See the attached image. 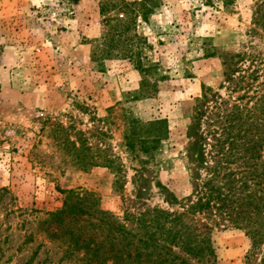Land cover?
Instances as JSON below:
<instances>
[{
	"label": "rangeland",
	"instance_id": "obj_1",
	"mask_svg": "<svg viewBox=\"0 0 264 264\" xmlns=\"http://www.w3.org/2000/svg\"><path fill=\"white\" fill-rule=\"evenodd\" d=\"M140 1L0 0V264H97L58 225L49 235L41 224L63 190L92 193L119 219L146 207L181 211L172 197L196 200L215 171L222 185L223 173L240 178L257 162L219 150L215 124L224 108L245 105L264 139V107L255 104L261 96L264 104L263 67L246 77L250 58L237 57H264V32L250 31L256 0H155L146 16L136 13ZM158 119L168 136L141 162L139 145L137 157L126 146L130 124ZM193 219L210 229L215 256L187 264H263L264 244L217 204Z\"/></svg>",
	"mask_w": 264,
	"mask_h": 264
},
{
	"label": "trees",
	"instance_id": "obj_2",
	"mask_svg": "<svg viewBox=\"0 0 264 264\" xmlns=\"http://www.w3.org/2000/svg\"><path fill=\"white\" fill-rule=\"evenodd\" d=\"M154 2L155 0L138 2L137 15L146 16L156 4ZM103 8L102 6L101 12L104 13ZM250 31L253 34L264 32V0L255 1ZM106 36L104 42L99 43L102 52H107L106 47L102 48L103 45H107ZM237 57L250 58L247 65L249 70L245 69L248 73L246 77L254 73L253 78H256L261 66L264 78V57L247 51L237 53ZM137 65L144 74L149 71V66L145 67L138 62ZM232 71L234 69L231 67L230 72L226 73L228 83L232 80ZM259 98L255 104L259 105V111H262L263 96ZM254 115V110L247 109L245 105H232L230 109L224 108L217 114L220 119H216L215 123L218 124L216 132H219V136L216 142L219 150L226 148L225 155L228 158L242 152L241 157L244 161L249 154V157L257 161L251 166L252 170L243 171L240 178H236L234 172L223 173L221 178L225 177L226 181L222 185L215 183L219 176V171H215L216 175L213 174L215 181L213 177L206 178L202 183V193L196 200L188 199L187 203H182L176 196L172 197L170 203L181 204V211L156 206L146 207L138 213L125 211L123 217L119 219L97 207L92 193L68 189L62 191L64 193L62 206L49 212L46 214L47 217L41 220V224L46 225L44 230L50 235L48 227L53 223L58 225L63 230L66 242H73L69 246L80 249L82 259L87 263L94 260L97 264H132L134 261L136 264H187L188 258L204 263L215 256V249L210 229L208 226H198L193 215L211 208L214 203L219 210L227 214L230 222L246 231L253 245L264 244V160L260 161L264 139L260 135L261 130L259 135L257 134L258 127H261L260 123H257L259 117ZM166 124L164 119L130 124L132 131L126 135L128 151L137 157L136 147L139 145L141 154L146 157L139 160L147 162L153 157V150L168 136ZM253 126L256 133L249 135ZM138 128L141 132H138ZM110 161L112 160L103 163L91 159L90 165L111 166ZM218 167L215 169L219 170ZM248 177H253V191H246L249 187ZM245 201L253 204L251 210L238 209ZM78 222L83 224L75 228L73 225ZM84 223H89L90 226L85 228ZM55 234L51 233L52 236ZM175 248L182 251L185 256L177 253Z\"/></svg>",
	"mask_w": 264,
	"mask_h": 264
}]
</instances>
